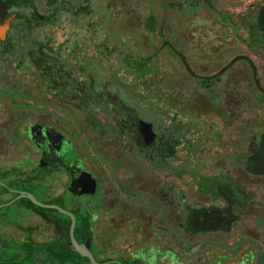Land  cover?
Wrapping results in <instances>:
<instances>
[{
    "label": "rangeland",
    "instance_id": "374dc122",
    "mask_svg": "<svg viewBox=\"0 0 264 264\" xmlns=\"http://www.w3.org/2000/svg\"><path fill=\"white\" fill-rule=\"evenodd\" d=\"M86 1L110 49L107 61L88 52L90 70L137 95L141 103L132 116L144 121L136 132L141 144L133 139L131 115L89 97L72 100L69 89L50 90L25 63L19 42L15 52L0 54V155L33 160L36 132L27 122L51 126L72 142L65 162L80 158L100 181L101 205L114 206L117 216L137 210L154 216L153 232L149 219L117 230L128 250L152 242L188 264H218L217 256L239 261L250 251L255 257L246 264H264V43L256 35L264 0ZM169 126L194 140L173 151L155 149L151 130L172 132ZM246 161L259 174L247 171ZM23 162L22 168L30 163ZM55 175L47 183L61 190L65 176ZM223 178L238 185L243 213L216 229L188 233L189 216L222 207L213 197ZM18 221L30 222L21 212ZM116 246L113 241L111 250ZM145 256L139 255L144 263Z\"/></svg>",
    "mask_w": 264,
    "mask_h": 264
},
{
    "label": "flooded vegetation",
    "instance_id": "af4514ba",
    "mask_svg": "<svg viewBox=\"0 0 264 264\" xmlns=\"http://www.w3.org/2000/svg\"><path fill=\"white\" fill-rule=\"evenodd\" d=\"M27 124L36 132L37 146L33 141L30 144L39 156H32L31 160L22 155L18 163L12 162L9 155H0V264H171L170 255L167 256L173 251L170 248L161 253L157 245L149 242L131 251L116 236L118 229H126L129 224L139 227L144 219H149L153 232L156 220L149 211L115 215L114 206L100 204V181L83 167L82 160L73 158L65 162L66 154L74 152L67 135L41 122ZM18 131H22L21 126ZM60 154L61 163L57 161ZM20 161L30 163L22 168ZM35 163L44 168L47 176L56 174L54 178L58 179L64 175V188H47L46 182L34 192L39 197L36 200L44 205L28 207L23 202L17 203L22 196L13 191L15 173L23 176L17 187L29 191L22 186L31 188L32 180L25 172ZM19 212L29 217L28 224L19 223ZM127 218L131 220L126 221ZM113 241L117 246L111 250ZM139 252L146 255L145 263Z\"/></svg>",
    "mask_w": 264,
    "mask_h": 264
},
{
    "label": "trees",
    "instance_id": "16d2710c",
    "mask_svg": "<svg viewBox=\"0 0 264 264\" xmlns=\"http://www.w3.org/2000/svg\"><path fill=\"white\" fill-rule=\"evenodd\" d=\"M256 35L262 36L260 42L264 43V31L260 25L259 14L256 19ZM59 36V39L57 38ZM22 43L25 63L30 68L46 79V85L50 90H72L71 99L88 98L104 105H110L116 111H122L120 115H131L130 128L134 130L133 139L141 144L136 134L139 121H144L137 116L141 101L131 96L120 83L113 82L100 74L91 72L87 62L88 52L99 61H107L109 57V44L99 15L86 0L74 2L73 0H0V54L15 52L18 43ZM135 101V103H134ZM137 103V105H136ZM121 126V124H119ZM172 127V126H169ZM169 128L153 136V147L160 151L163 149L173 151L179 145H184L186 137L184 129ZM171 132V133H170ZM36 162V161H33ZM246 170L252 174H259L255 163L246 161ZM25 175L32 180L31 188L23 184L22 187L29 191L19 189L21 173H15V187L13 191L22 197L17 203L26 206L44 205L37 201L38 189H42L47 182V174L44 168L38 164L29 169ZM181 175V173H177ZM219 187L213 200L220 201L222 207L217 212H212L202 218L189 216L183 226L190 230L216 229L243 213L242 192H239L236 182L229 179L218 180ZM1 186V185H0ZM47 188L50 186L47 185ZM39 198V197H38ZM255 255L248 252L244 259L225 263V256H217L213 261L218 264H246L251 263ZM171 264H188L179 255L170 253Z\"/></svg>",
    "mask_w": 264,
    "mask_h": 264
},
{
    "label": "water",
    "instance_id": "95a60500",
    "mask_svg": "<svg viewBox=\"0 0 264 264\" xmlns=\"http://www.w3.org/2000/svg\"><path fill=\"white\" fill-rule=\"evenodd\" d=\"M259 20H260V25L264 31V6H262L260 8V11H259ZM62 139L64 140L63 136H62ZM233 218H227V220H232ZM93 262V260H92Z\"/></svg>",
    "mask_w": 264,
    "mask_h": 264
}]
</instances>
